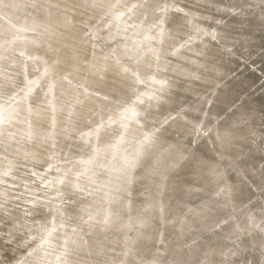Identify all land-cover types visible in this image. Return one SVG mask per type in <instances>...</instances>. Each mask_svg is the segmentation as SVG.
<instances>
[{
    "label": "clouds",
    "instance_id": "1",
    "mask_svg": "<svg viewBox=\"0 0 264 264\" xmlns=\"http://www.w3.org/2000/svg\"><path fill=\"white\" fill-rule=\"evenodd\" d=\"M226 2L0 0V264H264V0Z\"/></svg>",
    "mask_w": 264,
    "mask_h": 264
},
{
    "label": "bare ground",
    "instance_id": "2",
    "mask_svg": "<svg viewBox=\"0 0 264 264\" xmlns=\"http://www.w3.org/2000/svg\"><path fill=\"white\" fill-rule=\"evenodd\" d=\"M180 7H183L185 12L190 10L197 11L191 4L187 3L180 4ZM227 7L228 5L226 0H205V8L210 10L205 12V14L217 20L228 21L231 14L225 13L224 10ZM176 15L179 16L183 14L178 13ZM232 19L235 20L234 17ZM234 31H239V29H234ZM243 31L250 36L245 37V50L247 53L248 63L245 64L244 57H241L238 62V72L242 77V79L238 82V90L248 92L249 101H246V103L259 107L260 105H264V93H261L260 97H256L250 89L257 84L259 87L256 88V92H259L261 88H264V84L259 83V81L264 79V77H261L257 75L256 72H253V69H257V64L260 65L257 72H264V32H257L256 26L252 21H249V27L245 28Z\"/></svg>",
    "mask_w": 264,
    "mask_h": 264
}]
</instances>
